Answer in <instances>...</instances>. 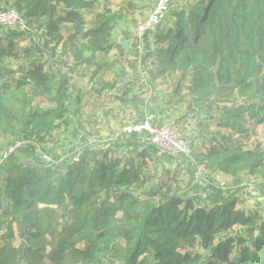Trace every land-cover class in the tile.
<instances>
[{
    "label": "trees",
    "instance_id": "trees-1",
    "mask_svg": "<svg viewBox=\"0 0 264 264\" xmlns=\"http://www.w3.org/2000/svg\"><path fill=\"white\" fill-rule=\"evenodd\" d=\"M5 4L25 29L0 25V264H264V216L236 208L241 176L262 172L264 154L232 141L258 127L264 140V0L185 1L141 41L144 60L155 57L159 73L173 76V96L189 81L188 108L207 120L217 114V130L230 135L190 159L162 152L145 133H119L110 150L85 149L64 162L49 147L69 125L68 73L60 68H91L90 79L111 71L104 57L118 48L113 30L123 15L96 11L97 0ZM58 47L56 69L47 54ZM129 86L120 99L139 110L145 100L126 99ZM195 159L206 170L202 181ZM181 166L190 180L184 190ZM215 172L231 186L214 183Z\"/></svg>",
    "mask_w": 264,
    "mask_h": 264
},
{
    "label": "rangeland",
    "instance_id": "rangeland-1",
    "mask_svg": "<svg viewBox=\"0 0 264 264\" xmlns=\"http://www.w3.org/2000/svg\"><path fill=\"white\" fill-rule=\"evenodd\" d=\"M157 1L97 0L96 11L110 9L115 12L121 11L123 15L113 30V41L118 48L114 47L104 57L108 63H114V67L111 71H103L99 78L93 79H90L93 70L91 68L78 67L75 72L69 70L67 72V68H60L61 73H68V88L72 101L70 102L71 110L66 115L69 125L56 131L55 138L49 142L50 149L57 154L59 161H68L76 153H82L85 149L101 152L110 150L121 129L126 124L138 119L140 112L155 114L158 123L164 119L163 122L171 125L186 143L192 140L193 159L203 151L206 145L212 143L213 138L220 140L222 134L230 135L225 130H217V114L214 113L207 120L206 113L202 114L194 106H191V109L188 108L192 98L187 92V87L190 85L189 81L183 82L180 94L176 97L173 96L174 84L176 83L173 76L167 71L165 74H160L155 57L144 60V48L142 47L141 52L137 50L132 32L138 24L148 17ZM185 1L195 2V0H168L167 13L163 22L169 21L171 11L182 6ZM11 5L8 6L5 4V0H0V11L11 9ZM26 43L27 40L22 44ZM55 53L56 55L53 57L47 54V59L56 69H59V47L55 49ZM61 59L66 66H70L71 60L68 56ZM96 60L100 61L102 57H97ZM133 64L136 69L132 70L131 65ZM134 70L136 71L134 72ZM177 76L178 73H175V78ZM105 83H110L111 89H102ZM126 83L130 85V92L126 99L136 95L138 100H145L146 105L144 107L139 106V110H135L132 106L133 103L125 105L122 102L120 98H123L122 90ZM76 98L79 99V103H76ZM40 101L45 107H48L45 101ZM200 123L203 124L201 128L198 126ZM232 141L233 144H243L246 149L257 146L264 154L262 127H258L255 133L250 132L246 136L233 134ZM110 155L117 156L119 152H112ZM196 162V178L198 181H202L205 178L206 170L199 163V160ZM169 169L171 173L175 170L172 167ZM176 171L178 173L176 179L179 181L181 189H188L190 180L186 169L181 166ZM261 171L256 175L241 176L240 179L245 188L236 208L246 212H259L262 218L264 216V196H262L264 195V164ZM210 178L214 183L224 188H229L232 183L229 176L220 172H215ZM233 229L234 232L240 231L238 227Z\"/></svg>",
    "mask_w": 264,
    "mask_h": 264
},
{
    "label": "built area",
    "instance_id": "built-area-1",
    "mask_svg": "<svg viewBox=\"0 0 264 264\" xmlns=\"http://www.w3.org/2000/svg\"><path fill=\"white\" fill-rule=\"evenodd\" d=\"M168 0H158L155 7L148 17L136 26L132 35L139 44L137 50H142L141 41L145 33L153 30L165 19L167 13ZM0 25L5 27H18L20 30L25 29L23 18L13 8L0 11ZM120 133L130 135L132 133L146 134L147 141L157 149L170 155H181L185 158L192 159L193 149L183 138H181L168 123H158L155 114L146 113L144 119L139 123H128ZM14 147H9L8 151L12 152ZM6 157V154H4ZM194 164H197L194 162ZM198 174V173H197Z\"/></svg>",
    "mask_w": 264,
    "mask_h": 264
},
{
    "label": "crops",
    "instance_id": "crops-1",
    "mask_svg": "<svg viewBox=\"0 0 264 264\" xmlns=\"http://www.w3.org/2000/svg\"><path fill=\"white\" fill-rule=\"evenodd\" d=\"M158 121V120H157Z\"/></svg>",
    "mask_w": 264,
    "mask_h": 264
}]
</instances>
